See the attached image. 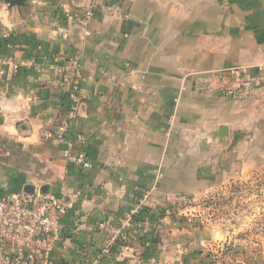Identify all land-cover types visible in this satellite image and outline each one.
Listing matches in <instances>:
<instances>
[{"label": "crops", "instance_id": "crops-1", "mask_svg": "<svg viewBox=\"0 0 264 264\" xmlns=\"http://www.w3.org/2000/svg\"><path fill=\"white\" fill-rule=\"evenodd\" d=\"M17 1L0 0V196L40 192L69 203L51 264H88L147 194L143 205L162 214L158 244L146 251L131 226V250L99 264H201L212 246L256 227L264 0ZM56 57L79 70L81 104L68 129L73 141L84 138L90 170L68 165L65 146L41 137L66 114ZM234 68L239 77L221 74ZM248 182L256 186L247 197ZM220 196L238 200L231 212L253 200L250 218L232 228L216 217L208 204ZM189 205L197 219L184 226Z\"/></svg>", "mask_w": 264, "mask_h": 264}, {"label": "built area", "instance_id": "built-area-1", "mask_svg": "<svg viewBox=\"0 0 264 264\" xmlns=\"http://www.w3.org/2000/svg\"><path fill=\"white\" fill-rule=\"evenodd\" d=\"M90 17L91 13L86 12ZM59 64V85L66 104V114L52 129L42 131L41 137L55 145H64L62 157L70 166L90 170L91 163L82 148L85 144L82 136L75 141L69 138V123L76 117L81 99L79 95V70L76 61L54 58ZM30 66V62L22 63ZM17 69V66H13ZM242 68H234L221 72L222 75L239 77ZM76 141L79 147H75ZM148 194L134 206L126 215L122 225L110 230V235L102 249L88 264H99L101 259L108 256L116 240H128L127 232L132 225V216L143 207ZM70 208L69 203L60 196L44 195L40 192L11 194L0 196V254L2 264H51V257L57 248L62 235V220ZM101 229L103 225L99 226ZM144 232L149 228L145 223ZM127 252L130 246H122Z\"/></svg>", "mask_w": 264, "mask_h": 264}, {"label": "rangeland", "instance_id": "rangeland-1", "mask_svg": "<svg viewBox=\"0 0 264 264\" xmlns=\"http://www.w3.org/2000/svg\"><path fill=\"white\" fill-rule=\"evenodd\" d=\"M247 184V183H246ZM264 185V180L262 181V183ZM246 188H244L242 191L246 193V196L248 197L247 193L249 194V192L251 193V191H253L254 186H256V184L254 182H248L247 185H245ZM242 188V186L236 184L233 185L231 187V192H233L234 190L237 191L239 190L238 188ZM264 187V186H263ZM241 197H245L242 196ZM246 197V198H247ZM226 198L222 196L220 197H216L214 200H212V202H216L219 204V206L217 207V210L215 211V216L218 218H223L224 216H228L230 222L229 224L232 225V228H234V225H237L239 222L244 221L245 219H249L251 214H252V209L255 205V203L252 201H246V203H244L243 201L242 204H246V208H242L240 212H235L229 210V207L233 208L236 210L238 205L237 202L235 203H230L228 204L226 201H224ZM228 206H225V205ZM207 205V201H204L203 206ZM228 207V208H227ZM237 211V210H236ZM196 213H194V211L192 210V208L189 207L187 208L186 211H184V213H182V215H179V218L183 219L181 220L184 226H186L188 223H190L192 220L197 219ZM223 215V216H222ZM222 216V217H221ZM264 218V216L262 217ZM257 222V221H256ZM254 224V223H253ZM153 228V227H152ZM145 229V227H144ZM230 229V228H229ZM149 228L146 229V231H148ZM240 237V239L238 238ZM235 239L230 240L229 242H225L222 243L220 245H215L212 246L209 251H206L205 254L203 256H205L206 254H208L206 256L205 259H203V263L201 261V264H244L242 261V257L240 254H235L232 257L229 256H224V258H219V252L224 250V246L227 244H233L234 246H236V248L238 249V251H241V249L246 248L248 251H254L256 250L258 254H260L259 256L261 257L260 260V264H264V228H259L256 227L255 225H253L250 228H247L245 230L242 231V233H237L234 237Z\"/></svg>", "mask_w": 264, "mask_h": 264}, {"label": "trees", "instance_id": "trees-1", "mask_svg": "<svg viewBox=\"0 0 264 264\" xmlns=\"http://www.w3.org/2000/svg\"><path fill=\"white\" fill-rule=\"evenodd\" d=\"M208 205L211 206L214 212L217 210V207L219 206V204L216 202H210V204ZM161 216L162 214L155 215L146 206L141 207L138 213L132 216V225H131L132 229L136 231L135 235L138 239V242L140 243L141 246L145 247L146 251L148 250V248L156 246L159 242L157 231L154 229L155 227L153 226L155 223L158 222V219H160ZM146 222L149 226V230L144 232V226ZM255 224L256 227H259L261 229L264 228V218H261ZM129 234L130 232L128 230L127 232L128 240L126 242H123L120 239L116 240V244H114V246L110 249V253L108 256L120 255V253L124 252L123 250H121V247L124 245L131 247ZM238 238L240 239V237ZM223 248L224 250L219 252L218 254L219 255L218 259L222 257L224 258L225 255L232 257L235 254H240L243 260L242 262L244 264H260L261 257L259 256L260 254H258L256 250L248 251L246 248H243L241 249V251H238L236 246H234L233 244H227Z\"/></svg>", "mask_w": 264, "mask_h": 264}, {"label": "water", "instance_id": "water-1", "mask_svg": "<svg viewBox=\"0 0 264 264\" xmlns=\"http://www.w3.org/2000/svg\"><path fill=\"white\" fill-rule=\"evenodd\" d=\"M6 2L9 3V4H11V5H13L14 3H16L18 1L17 0H6ZM216 136L218 138H220V139L226 137L227 136V128L225 126L219 127ZM26 193H31V192H27L26 191Z\"/></svg>", "mask_w": 264, "mask_h": 264}]
</instances>
